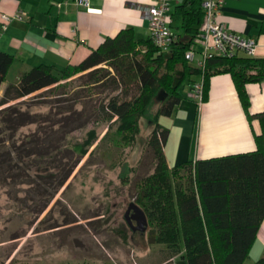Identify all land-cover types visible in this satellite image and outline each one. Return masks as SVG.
<instances>
[{"label": "trees", "instance_id": "obj_1", "mask_svg": "<svg viewBox=\"0 0 264 264\" xmlns=\"http://www.w3.org/2000/svg\"><path fill=\"white\" fill-rule=\"evenodd\" d=\"M201 1L181 0L174 6L173 13L181 16L183 35H176L167 51L158 48L150 36L135 38L131 28H122L105 37L76 65L59 70L38 64L5 86L0 96V184L12 189L23 186V194H18V189L9 192L14 204L35 215L42 213L86 152L81 150L71 159L73 151L63 143L64 126L70 121L66 110L50 117V113L31 112L17 100L41 89L54 90L59 81L77 73H82L80 78L87 77V84H102L109 75L111 91L106 101L98 103L96 120L116 118L119 129L135 131L137 120L146 117L151 126L147 144L153 167L136 182L134 195V203L146 216L149 243L165 245L161 249L163 260L181 256L187 264H245L264 219L261 138L253 151L196 159L194 163L185 160L171 167L163 152L169 130L158 118L175 109L182 98L179 88L184 79L196 82L189 74H200L204 100L208 77L229 72L246 111L249 98L245 84L264 80V58L240 50L209 58L202 68H191L184 53L195 47L199 38L204 21ZM11 61V54L0 50V84ZM155 103L159 105L152 113ZM261 122L264 125V118ZM30 124L38 125L21 132ZM254 264H264V255Z\"/></svg>", "mask_w": 264, "mask_h": 264}, {"label": "rangeland", "instance_id": "obj_2", "mask_svg": "<svg viewBox=\"0 0 264 264\" xmlns=\"http://www.w3.org/2000/svg\"><path fill=\"white\" fill-rule=\"evenodd\" d=\"M80 75L59 81L54 90L41 89L17 100L31 112L50 113V117L66 110L70 121L64 126L63 143L73 151L71 159L81 150L86 152L39 215L9 198V192L16 189L23 194V186L12 189L0 184V262L172 264L162 258L163 243H149L148 225L142 232L132 231L123 217L127 205L135 202L136 182L153 167L147 144L149 120L140 117L135 131L119 129L116 118L96 120L98 103L106 101L111 91L110 76L102 84H87V77ZM185 87L184 79L179 91ZM158 105L155 103L152 113ZM37 125L30 124L21 132ZM33 196L37 200L38 191Z\"/></svg>", "mask_w": 264, "mask_h": 264}, {"label": "crops", "instance_id": "obj_3", "mask_svg": "<svg viewBox=\"0 0 264 264\" xmlns=\"http://www.w3.org/2000/svg\"><path fill=\"white\" fill-rule=\"evenodd\" d=\"M153 0H89L88 7L74 0H0V50L12 56L0 96L8 83L16 82L32 66L45 64L64 69L82 61L105 37L122 28H131L135 38L149 36L141 7ZM170 13V30L183 35L180 14ZM25 11L24 20H11L1 29L3 14ZM218 20L229 30L255 40L256 58H264V0H224ZM199 37V36H197ZM199 39V38H198ZM196 39L195 59L202 50ZM239 54H243L239 52ZM189 68V69H191ZM201 80L197 72L189 74ZM186 80L182 98L170 115L158 120L168 128L163 152L168 167L185 160L253 151L257 138L264 144V80L247 82V111L236 91L229 72L213 73L207 80L205 99L199 105L192 96L193 82ZM264 255V219H262L245 263L254 264ZM172 264H187L181 256L167 259ZM164 261V262H165Z\"/></svg>", "mask_w": 264, "mask_h": 264}, {"label": "built area", "instance_id": "obj_4", "mask_svg": "<svg viewBox=\"0 0 264 264\" xmlns=\"http://www.w3.org/2000/svg\"><path fill=\"white\" fill-rule=\"evenodd\" d=\"M77 5L88 7L89 0H74ZM176 0H153L151 4L142 6L141 12L147 23L149 36L153 43L163 51H167L176 39L170 30V13L172 3ZM224 0H202L201 7L204 14L202 28L198 34L202 50L196 60L198 67H204L207 59L214 56H229L237 50L247 55L255 53V40L229 30L218 20L220 8ZM5 28L6 22L11 20H24L27 18L25 11H17L11 14H3ZM196 46H190L184 53L188 61L195 59ZM192 96L197 99L198 104L202 102L203 82L196 81L192 87Z\"/></svg>", "mask_w": 264, "mask_h": 264}, {"label": "water", "instance_id": "obj_5", "mask_svg": "<svg viewBox=\"0 0 264 264\" xmlns=\"http://www.w3.org/2000/svg\"><path fill=\"white\" fill-rule=\"evenodd\" d=\"M124 220L132 231H144L147 225L143 210L134 202H130L123 214ZM135 223H134V222Z\"/></svg>", "mask_w": 264, "mask_h": 264}]
</instances>
